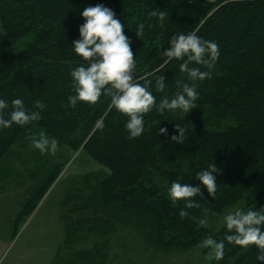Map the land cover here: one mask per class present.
<instances>
[{"label": "trees", "instance_id": "obj_1", "mask_svg": "<svg viewBox=\"0 0 264 264\" xmlns=\"http://www.w3.org/2000/svg\"><path fill=\"white\" fill-rule=\"evenodd\" d=\"M96 4L112 9L125 24L137 64L135 78L140 83L152 81L150 90L157 103L164 95L172 96L177 80L191 83L179 72L178 61L157 70L162 62L157 50L168 46L169 37L180 31L195 32L216 41L220 55L211 78L197 82L200 95L195 108L186 114L165 111L162 115L153 109L144 117V133L128 139L127 117L108 107L110 98L68 107L69 72L80 62L71 45L83 23L80 13ZM156 9L165 11L163 22L149 15ZM140 22L145 30L137 37L135 26ZM29 34L34 40L23 51L7 52ZM161 75L166 88L157 92L155 80ZM0 97L9 103L21 97L27 109L41 114L32 124L0 130V162L22 136L43 130L58 140V147L86 153L109 171L86 178L87 183L95 180L90 195L94 207L109 218L76 223L98 232L99 224L115 229L126 221L161 252L206 254L208 250L198 247L199 241L206 235L221 239L224 229L212 233L201 227L203 213L198 208L186 209L188 215L181 218L183 202L173 205L167 187L173 180L199 184L195 172L214 163L216 193L211 197L201 186L203 198H193L210 209L211 216L243 200L254 181L264 176V0H0ZM37 100L42 108L35 106ZM101 118L103 129H95V121ZM217 122L232 124L215 127ZM175 123L188 130L179 144L170 138L176 134ZM159 127L166 128L167 135L159 134ZM66 162L47 169L27 210L35 208ZM261 206L264 191L244 207ZM68 222L72 223L66 226L76 227L74 221ZM110 239L103 235L93 251L78 256L75 264H108ZM259 255L254 245L241 248L226 243L223 259L210 264H264L257 259Z\"/></svg>", "mask_w": 264, "mask_h": 264}, {"label": "clouds", "instance_id": "obj_2", "mask_svg": "<svg viewBox=\"0 0 264 264\" xmlns=\"http://www.w3.org/2000/svg\"><path fill=\"white\" fill-rule=\"evenodd\" d=\"M80 15L83 23L78 27V39L71 45L72 52L80 62L71 67L69 72L72 94L67 97L68 107L75 108L80 102L94 105L102 96L110 98L108 107L127 117L124 129L128 139L138 138L144 133V117L153 109L161 115L165 111L186 114L196 107L195 102L200 95L197 82L211 78L220 55L216 41L204 39L195 32L180 31L169 37L168 46L162 51L161 48L157 50V55L162 61L157 70L171 61H178L179 72L186 74L191 83L177 80V90L172 96L164 95L157 103L150 90L152 81L145 79L144 83H140L135 78L134 70L137 64L133 57L132 41L124 32L125 24H122L115 12L103 4H96L84 7ZM149 15L163 22L166 13L156 9L149 12ZM144 30V23H137L135 35L143 36ZM164 81L163 75L155 80L157 92L165 90ZM35 106L43 107L38 100ZM40 119V112L27 109L23 98H12L9 103L7 99L0 97V130L8 129L13 124L29 125ZM103 127L102 118L97 119L94 128L102 130ZM174 128L176 134L171 135V141L182 143L188 130L179 123H175ZM167 132L166 128L159 127V134L167 135ZM26 139L29 147L42 156L55 155L58 150V140L43 130L31 133ZM217 172L215 164L210 163L206 168L195 172V180L199 181V184L173 180L168 185L167 194L173 205L179 201L183 202L184 207L178 213L181 218L188 215L186 209L198 208L203 213L199 225L208 228L211 210L202 207L200 202L193 198H203L201 186L209 196H214L218 185ZM218 226L224 229L221 239L206 235L199 241L198 247L208 250L209 259H215L217 262L222 260L227 243L241 248L254 245L260 253L257 259L264 261V206L258 209L245 208L241 204L232 206L219 216Z\"/></svg>", "mask_w": 264, "mask_h": 264}, {"label": "rangeland", "instance_id": "obj_3", "mask_svg": "<svg viewBox=\"0 0 264 264\" xmlns=\"http://www.w3.org/2000/svg\"><path fill=\"white\" fill-rule=\"evenodd\" d=\"M33 40L34 35L29 34L7 52L23 51ZM228 124L217 122L215 127ZM28 135L22 136L0 162V264H75L78 256L93 251L103 235L111 238V246L106 251L109 254L108 264L212 262L208 253L200 254L198 250L161 252L145 239L142 231L126 221H120L115 229L99 224L98 232L88 231L92 228L76 223L81 219L92 221L94 217L95 220L109 218L99 215L102 211L92 203L91 187L95 185V180L92 183L86 181L89 174L95 177L109 171L88 154L73 153L66 146H59L55 155L42 156L29 147ZM65 162L67 165L36 202L35 208L27 210V203L47 169ZM261 191H264V176L254 181L248 194L237 204L244 207ZM222 214L209 216L210 232L215 233L222 228L218 226V218ZM69 220L75 222V228L66 226L72 223ZM71 228L75 229L74 232L68 233Z\"/></svg>", "mask_w": 264, "mask_h": 264}]
</instances>
